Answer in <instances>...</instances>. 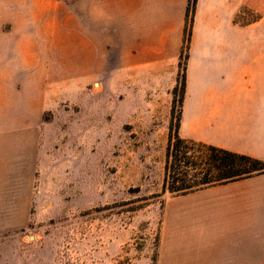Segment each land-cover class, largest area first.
Here are the masks:
<instances>
[{
	"label": "crops",
	"instance_id": "crops-1",
	"mask_svg": "<svg viewBox=\"0 0 264 264\" xmlns=\"http://www.w3.org/2000/svg\"><path fill=\"white\" fill-rule=\"evenodd\" d=\"M243 2L197 0L179 134L264 159V47L238 33ZM44 3L0 0V89L20 81L28 95L34 83L45 102L46 81L69 80L88 98L152 95L171 108L188 0H78L62 14ZM61 48L67 71L55 68ZM157 264H264V173L167 195Z\"/></svg>",
	"mask_w": 264,
	"mask_h": 264
},
{
	"label": "rangeland",
	"instance_id": "rangeland-1",
	"mask_svg": "<svg viewBox=\"0 0 264 264\" xmlns=\"http://www.w3.org/2000/svg\"><path fill=\"white\" fill-rule=\"evenodd\" d=\"M54 1L43 8L79 9L78 0ZM242 5L245 16L262 17L237 24L238 33L264 47V0ZM56 50L55 68L67 71L68 50ZM2 84L0 264H153L169 195L168 102L152 95L88 98L69 80L46 81L51 98L44 102L34 83L28 95L23 82Z\"/></svg>",
	"mask_w": 264,
	"mask_h": 264
},
{
	"label": "trees",
	"instance_id": "trees-1",
	"mask_svg": "<svg viewBox=\"0 0 264 264\" xmlns=\"http://www.w3.org/2000/svg\"><path fill=\"white\" fill-rule=\"evenodd\" d=\"M197 0H188L185 14L183 45L180 54L176 86L172 90L170 128L165 152L163 190L171 195H184L203 188L226 184L264 173V159L236 153L212 144L181 137L179 134L186 90V70ZM247 6L242 5L233 22L247 26L258 21L260 14L245 16ZM180 106L175 117V106ZM176 124L172 130V119ZM159 254V228L153 264Z\"/></svg>",
	"mask_w": 264,
	"mask_h": 264
}]
</instances>
